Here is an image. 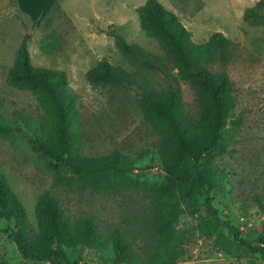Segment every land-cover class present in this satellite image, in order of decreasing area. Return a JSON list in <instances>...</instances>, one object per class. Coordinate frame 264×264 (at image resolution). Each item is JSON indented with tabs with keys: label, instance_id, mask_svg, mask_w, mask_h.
<instances>
[{
	"label": "rangeland",
	"instance_id": "1",
	"mask_svg": "<svg viewBox=\"0 0 264 264\" xmlns=\"http://www.w3.org/2000/svg\"><path fill=\"white\" fill-rule=\"evenodd\" d=\"M49 1L34 0L39 7L26 12L17 0H0V119L19 124L23 131L0 137V175L25 209L23 220L9 224L21 230L30 245L43 246L47 235L37 205L40 196L51 191L64 216L74 223L89 219L101 233L100 247L67 249L79 264H264L261 255L251 253L227 230L213 235L201 231L204 193H197L191 205L181 204L178 211L162 215L156 190L167 175L162 155L167 141L145 120L140 87L94 86L87 79V72L107 59L157 93L172 83L182 98L177 115L182 125L205 139L206 133L194 127L200 111L187 75L172 67L169 83L162 72L147 68L140 59L123 56L109 34L115 29L143 48L151 62L172 66L165 48L141 27L139 10L147 0ZM159 1L177 14L195 43H205L217 32L231 41L227 63L217 56L204 65L228 74L235 107L214 147L197 166L186 161V173L200 170L211 176L220 216L247 240L257 242L264 235V18L247 21L244 14L260 0ZM26 34L34 66L67 74L74 117L66 157L118 153L131 169L115 179L116 188L95 191L78 180L64 184L61 176L73 175L69 168L32 149L28 138L51 142L52 117L33 92L14 86L9 78ZM236 118H241L240 126L231 123ZM7 225L0 217V228ZM116 232L129 244L128 251L114 244ZM0 264L50 263L24 258L16 242L0 231Z\"/></svg>",
	"mask_w": 264,
	"mask_h": 264
},
{
	"label": "trees",
	"instance_id": "2",
	"mask_svg": "<svg viewBox=\"0 0 264 264\" xmlns=\"http://www.w3.org/2000/svg\"><path fill=\"white\" fill-rule=\"evenodd\" d=\"M264 0L244 14L247 21L264 18ZM141 27L146 33L156 38L165 48L169 62L158 64L147 59V52L140 46L130 43L115 29L109 34L114 37L121 54L127 58L140 59L152 70L162 72L171 79V68H178L187 75L194 90L200 118L195 128L206 133L205 139L195 132H188L190 127L184 126L178 118L182 98L180 91L171 83L164 93H157L137 81L133 74L123 67L113 65L102 59L87 72L88 81L94 86H114L119 84H137L140 91V107L145 120L160 131L167 146L163 150L166 178L162 186L156 190L157 202L165 217L180 209L181 204L189 206L195 201L197 193L205 194V219L201 231L213 235L219 229L227 230L232 237L253 254L264 259V235L257 242H251L242 236V231L228 220L223 219L215 207L212 190L214 180L205 172L197 171L195 175L186 173V161L193 160L197 166L205 152L214 147L219 135L226 128L231 110L235 107L233 84L226 72L214 73L204 63L213 61L217 56L227 63V49L231 44L222 32L215 33L210 40L197 44L191 32L173 11L167 9L159 0H147L139 10ZM26 34L17 52V59L9 71L11 83L19 88L34 93L40 105L52 117L51 142L43 137L28 138L33 150L54 159L69 168L72 176H61L64 184L81 181L85 188L95 191H109L118 186L115 179L131 169L118 153L108 156L92 157L72 155L66 157L71 146V129L73 122L72 97L67 92L68 78L65 71H54L36 67L32 64ZM191 119V118H190ZM191 123V122H190ZM234 126L242 124L241 118L231 120ZM191 125V124H189ZM23 133L21 126L11 120L0 119V137L10 138ZM38 216L43 225L47 240L43 246L30 245L21 230H15L9 223L23 220L25 209L20 197L11 189L6 178L0 175V217L6 219L8 225L0 231L8 234L9 239L16 242L22 256L26 259L50 264H79L71 259L67 249L77 246L100 247L103 245L101 233L89 220L72 222L64 216L61 206L51 191L44 192L37 205ZM164 229L161 228V232ZM114 244L125 251L129 244L116 232Z\"/></svg>",
	"mask_w": 264,
	"mask_h": 264
},
{
	"label": "crops",
	"instance_id": "3",
	"mask_svg": "<svg viewBox=\"0 0 264 264\" xmlns=\"http://www.w3.org/2000/svg\"><path fill=\"white\" fill-rule=\"evenodd\" d=\"M34 0H17L18 4L22 7V8H25L24 10L26 12H28V8H31V9H35L37 7H39V5L36 4V2H32ZM37 1V0H36ZM51 1V0H50ZM49 1V2H50ZM49 2L45 3V4H48ZM44 4V5H45Z\"/></svg>",
	"mask_w": 264,
	"mask_h": 264
}]
</instances>
